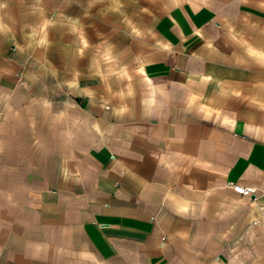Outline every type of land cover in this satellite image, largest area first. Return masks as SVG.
Returning a JSON list of instances; mask_svg holds the SVG:
<instances>
[{
  "label": "crops",
  "instance_id": "obj_1",
  "mask_svg": "<svg viewBox=\"0 0 264 264\" xmlns=\"http://www.w3.org/2000/svg\"><path fill=\"white\" fill-rule=\"evenodd\" d=\"M263 205L264 0H0V264H228Z\"/></svg>",
  "mask_w": 264,
  "mask_h": 264
},
{
  "label": "rangeland",
  "instance_id": "obj_2",
  "mask_svg": "<svg viewBox=\"0 0 264 264\" xmlns=\"http://www.w3.org/2000/svg\"><path fill=\"white\" fill-rule=\"evenodd\" d=\"M228 264H264V217L232 245Z\"/></svg>",
  "mask_w": 264,
  "mask_h": 264
},
{
  "label": "built area",
  "instance_id": "obj_3",
  "mask_svg": "<svg viewBox=\"0 0 264 264\" xmlns=\"http://www.w3.org/2000/svg\"><path fill=\"white\" fill-rule=\"evenodd\" d=\"M233 187L237 192H239L241 194H251L249 187H247L246 185H243L241 183H233ZM261 208L264 211V205Z\"/></svg>",
  "mask_w": 264,
  "mask_h": 264
}]
</instances>
